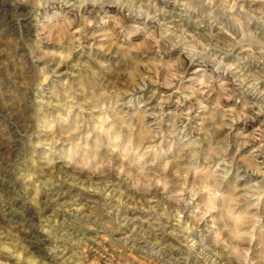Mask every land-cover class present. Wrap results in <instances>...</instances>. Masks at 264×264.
Wrapping results in <instances>:
<instances>
[{
	"label": "rangeland",
	"instance_id": "rangeland-1",
	"mask_svg": "<svg viewBox=\"0 0 264 264\" xmlns=\"http://www.w3.org/2000/svg\"><path fill=\"white\" fill-rule=\"evenodd\" d=\"M0 264H264V0H0Z\"/></svg>",
	"mask_w": 264,
	"mask_h": 264
},
{
	"label": "bare ground",
	"instance_id": "bare-ground-1",
	"mask_svg": "<svg viewBox=\"0 0 264 264\" xmlns=\"http://www.w3.org/2000/svg\"><path fill=\"white\" fill-rule=\"evenodd\" d=\"M248 5V4H247ZM94 105V104H93ZM117 121L118 120H116V121H114L113 122V124H116L117 123ZM144 131V130H143ZM107 133V132H106ZM144 135H146V132H142L137 138H136V140L134 141V142H131V143H133V146H135V145H138L137 147H139V146H141V144H140V142L139 143H137L138 141H139V139L141 140L142 138H144L143 136ZM106 138L107 137H109V139L110 138H112L113 137V135H111V134H109V133H107L106 135ZM117 146V145H116ZM116 146H114L115 148H116ZM84 165V164H83ZM77 164L75 165V164H71V166L70 167H68V168H73L74 170H76V174H78V175H81V174H84L83 173V168H81L80 170H77ZM96 173V172H95ZM89 174H91L90 176H92V177H94L93 176V172L92 171H89ZM110 175V174H109ZM197 181H198V183H199V181H200V186L201 187H206V186H210L212 189L213 188H215V186H214V183H213V181H212V178H211V175L210 174H208V173H205V174H203V175H200L199 177H198V179H197ZM209 187V188H210ZM219 200H214V199H212L211 201H208V203H211V204H215L216 205V203L218 202ZM230 198H227L226 199V203L225 204H228V203H230ZM222 205V204H221ZM222 208V207H221ZM224 209H228V207H226V206H224V208H223V210L222 211H225V213H226V210H224ZM228 212V211H227ZM235 222V221H234ZM223 225L224 226H227V219H224L223 218ZM230 233L232 234V236H234L235 237V234H234V232H233V230H230ZM233 238V237H232Z\"/></svg>",
	"mask_w": 264,
	"mask_h": 264
},
{
	"label": "clouds",
	"instance_id": "clouds-1",
	"mask_svg": "<svg viewBox=\"0 0 264 264\" xmlns=\"http://www.w3.org/2000/svg\"><path fill=\"white\" fill-rule=\"evenodd\" d=\"M83 2H86V0H83Z\"/></svg>",
	"mask_w": 264,
	"mask_h": 264
}]
</instances>
